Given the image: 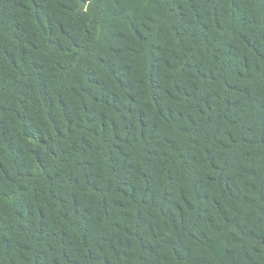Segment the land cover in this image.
<instances>
[{
  "label": "trees",
  "instance_id": "obj_1",
  "mask_svg": "<svg viewBox=\"0 0 264 264\" xmlns=\"http://www.w3.org/2000/svg\"><path fill=\"white\" fill-rule=\"evenodd\" d=\"M0 264H264V0H0Z\"/></svg>",
  "mask_w": 264,
  "mask_h": 264
}]
</instances>
